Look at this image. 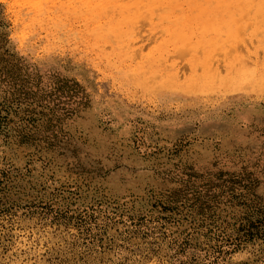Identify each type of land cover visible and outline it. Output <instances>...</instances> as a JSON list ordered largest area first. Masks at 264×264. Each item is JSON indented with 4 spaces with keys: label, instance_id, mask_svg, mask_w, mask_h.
<instances>
[{
    "label": "rangeland",
    "instance_id": "rangeland-1",
    "mask_svg": "<svg viewBox=\"0 0 264 264\" xmlns=\"http://www.w3.org/2000/svg\"><path fill=\"white\" fill-rule=\"evenodd\" d=\"M0 264H264V0H0Z\"/></svg>",
    "mask_w": 264,
    "mask_h": 264
},
{
    "label": "bare ground",
    "instance_id": "bare-ground-1",
    "mask_svg": "<svg viewBox=\"0 0 264 264\" xmlns=\"http://www.w3.org/2000/svg\"><path fill=\"white\" fill-rule=\"evenodd\" d=\"M22 1H23V0H22ZM253 2H254V0H253ZM21 3H22V2H21ZM43 3H44V2H43ZM37 4H38V3H37ZM40 4H41V3H40ZM40 4H39V5H40ZM50 4H51V3H49V5H50ZM165 4H166V2H165ZM240 4H241V3H240ZM44 5H45V4H44ZM47 5H48V4H47ZM63 5H64V4H63ZM68 5H70V4H68ZM183 6H185V5H183ZM20 7H21V6H20ZM40 7H41V6H40ZM47 8H48V6H47ZM49 8H50V7H49ZM44 9H45V8H44ZM68 9H69V8H68ZM30 10H31V9H30ZM39 10H40V9H39ZM50 10H51V8H50ZM191 10H192V9H191ZM33 11H34V10H33ZM40 11H42V10H40ZM44 11H45V10H44ZM49 12H50V11H49ZM193 12H194V10H193ZM38 14H39V12H38ZM43 14H44V13H43ZM43 14H42V15H43ZM58 14H59V13H58ZM34 16H35V15H34ZM44 16H45V15H44ZM53 16H54V15H53ZM68 16H69V15H68ZM38 17H39V16H38ZM30 18H31V17H30ZM49 18H50V17H49ZM52 18H53V17H52ZM39 20H40V18H39ZM74 20H75V19H74ZM33 21H34V20H33ZM50 21H52V20H50ZM43 22H44V21H43ZM28 23H29V22H28ZM38 24H39V23H38ZM174 25H175V24H174ZM31 26H32V25H31ZM46 26H47V25H46ZM28 27H29V26H28ZM28 27H27V28H28ZM42 28H43V27H42ZM68 28H69V27H68ZM32 29H33V28H32ZM39 29H40V28H39ZM41 30H42V29H41ZM58 30H59V29H58ZM37 31H38V30H37ZM51 32H52V31H51ZM40 33H41V32H40ZM28 34H29V33H28ZM28 34H27V35H28ZM50 34H51V33H50ZM30 35H31V34H30ZM25 36H26V35H25ZM41 36H42V35H41ZM49 36H50V35H49ZM52 37H53V36H52ZM48 38H49V37H48ZM45 39H46V38H45ZM51 42H52V41H51ZM154 56H155V55H154ZM95 69H96V68H95ZM85 70H86V69H85ZM215 74H216V73H215ZM89 76H90V75H89ZM217 76H218V75H217ZM217 76H216V77H217ZM219 77H220V76H219ZM202 79H203V78H202ZM129 84H130V83H129ZM124 86H125V85H124Z\"/></svg>",
    "mask_w": 264,
    "mask_h": 264
}]
</instances>
